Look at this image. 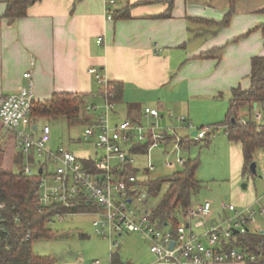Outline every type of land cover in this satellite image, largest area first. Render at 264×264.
Wrapping results in <instances>:
<instances>
[{"label": "crops", "instance_id": "0c3cea01", "mask_svg": "<svg viewBox=\"0 0 264 264\" xmlns=\"http://www.w3.org/2000/svg\"><path fill=\"white\" fill-rule=\"evenodd\" d=\"M6 8L7 0H0V93L28 85L24 73L30 71L35 100L71 92L91 101L100 85L88 69L97 66L111 83L121 84L115 122L147 125L144 109L155 107L162 125L184 138L183 151L187 140L195 141V127L215 125V140L223 127L233 203L257 208L264 199L253 182L240 186L242 146L229 139L224 124L232 89L250 87L252 58L264 56V0H116L109 6L113 19L105 0H39L15 19L5 16ZM119 10L129 17H117ZM180 115L188 121H179ZM142 147L137 154L147 153Z\"/></svg>", "mask_w": 264, "mask_h": 264}, {"label": "built area", "instance_id": "2783aa9c", "mask_svg": "<svg viewBox=\"0 0 264 264\" xmlns=\"http://www.w3.org/2000/svg\"><path fill=\"white\" fill-rule=\"evenodd\" d=\"M115 3L116 0H105L108 19H113L109 6ZM102 42L100 37L98 43ZM88 72L95 77L100 90L83 107L86 121L78 139L94 146V154L85 158H79L66 145L53 149L51 126L33 121L31 108L35 91L30 71L24 73L28 85L10 94L0 93L1 123L6 131L13 133L16 149L28 161L21 172L28 176L39 175L35 189L36 206L39 211L49 213L48 224L63 221L70 215H94L95 232L108 238L110 247L115 249L110 264H248L255 261L254 253L232 243L235 234L259 230L257 215L264 217V208H255L253 204L240 207L224 200L221 207L230 216L218 220L214 217L212 200L206 199L192 204L186 210L185 221H181L176 229L169 223L163 227L157 224L152 217L149 194L143 188L144 182L130 171L136 167L132 155L140 152L138 148L144 145L151 157V150L162 145L165 165L175 171L187 161L182 155L184 138L174 127L162 125L160 110L151 106L144 109V116L151 119L147 125L131 119L115 122L116 92L113 85L99 67L92 66ZM98 97L103 100L102 106L95 102ZM251 110L250 119L238 116V121L247 124L251 120L259 129L264 128V106L255 101ZM177 118L181 122L188 121L185 115ZM35 124L37 129H34ZM189 124L193 126L192 122ZM216 128L215 125L195 127L193 139H204ZM154 168L150 160L147 170ZM262 177L264 179V173ZM13 222L6 204L0 203V249L9 247L11 236L23 226L19 216ZM125 233L140 234L148 242L155 260H115ZM31 237L32 233L28 232L26 238ZM84 264L103 263L95 259Z\"/></svg>", "mask_w": 264, "mask_h": 264}, {"label": "trees", "instance_id": "16d2710c", "mask_svg": "<svg viewBox=\"0 0 264 264\" xmlns=\"http://www.w3.org/2000/svg\"><path fill=\"white\" fill-rule=\"evenodd\" d=\"M37 1L39 0H7L5 16L10 19L24 17L28 14L29 7ZM115 14L119 18L129 17L128 11L119 10ZM261 26L264 33V24ZM249 78L251 81L249 88L243 89L238 86L232 89L224 122L229 139L242 146L245 159L244 172L251 171L250 164L255 161L256 152L264 149V128L259 129L251 120L247 124L238 121L239 112L244 106L251 109L255 101L264 106V56L252 58ZM111 84L117 98L120 97L121 84ZM86 97L84 93H54L50 99L33 102L31 117L34 122L66 117L70 127L84 124L86 118L83 107L87 101ZM138 149L142 150L143 147ZM21 159L23 157H19V160ZM197 165V160L189 157L185 165L171 174L143 183L150 200L163 191L165 184H169L160 201L153 206L152 217L159 226L163 227L169 223L176 229L181 222L180 218L185 217L186 210L195 199L194 194L201 186L195 176ZM23 169V164L17 172L0 168V203L6 204L12 223L15 217L19 216L23 224L22 228H18L11 236L9 247L0 249V264H54L52 257L35 254L32 248L34 240L52 238L55 232L47 221L49 213L39 211L36 206L35 189L39 175L28 176L21 172ZM130 171L137 174L136 167L130 168ZM28 232L32 233L30 239L26 238ZM234 236L233 246L245 248L256 255L255 261L248 264H264V232L252 229L246 234ZM114 259L122 260L119 253L115 254Z\"/></svg>", "mask_w": 264, "mask_h": 264}, {"label": "rangeland", "instance_id": "374dc122", "mask_svg": "<svg viewBox=\"0 0 264 264\" xmlns=\"http://www.w3.org/2000/svg\"><path fill=\"white\" fill-rule=\"evenodd\" d=\"M95 102L102 106L103 100L98 97ZM251 109L244 106L239 112V116L250 119ZM48 123L51 128L52 148L56 149L60 145H66L79 158H85L94 154V146L91 143L79 140L83 129L82 124L69 126L66 117H58L51 120H41L40 125ZM219 130V129H218ZM217 131V130H215ZM214 134L208 135L203 140L186 141L187 150L182 152L185 158L197 160L195 176L200 181V188L195 193L192 204L203 202L206 199L212 200L215 211L214 217L218 220L225 219L230 213L222 209V201L235 202L233 195H230L228 188L231 185V168L229 166V155L224 141L229 142L223 127H220V138L215 140ZM192 138V137H191ZM76 142V143H74ZM152 157L147 153L132 155L137 168V177L140 181L156 180L163 178L173 172L165 165L164 147L158 146L151 150ZM22 155L16 149L15 138L9 131L0 126V168L12 171H19L20 167L27 165L28 161L21 159ZM23 158H25L23 156ZM152 160L155 168L147 170L149 161ZM255 161L257 163V173L249 170L244 173L240 186L244 183L253 182L257 188L258 196L264 195V149L256 152ZM36 163V162H35ZM182 166H178L179 169ZM165 184L163 191L156 197L151 198V206H155L167 189ZM147 191V188L143 186ZM264 198V197H263ZM264 207V199L257 204V208ZM221 215V217H220ZM94 215L77 214L67 216L63 221H56L49 224L55 232L52 238H40L34 240L32 248L35 254L49 256L54 259V264H84L99 259L103 264H110L112 253L115 249L110 247V240L99 236L93 226ZM185 221L184 218H180ZM257 221L264 227V218L257 215ZM122 245L119 250L123 261L152 262L155 256L149 251L148 242L138 233H125L121 237ZM206 242V241H205Z\"/></svg>", "mask_w": 264, "mask_h": 264}, {"label": "water", "instance_id": "95a60500", "mask_svg": "<svg viewBox=\"0 0 264 264\" xmlns=\"http://www.w3.org/2000/svg\"><path fill=\"white\" fill-rule=\"evenodd\" d=\"M235 120V119H233ZM37 124L34 125V129H37ZM192 135H196V131L192 132ZM250 169L251 171L256 174L257 173V163L256 161H253L251 164H250ZM40 172H42V169H40ZM243 187L246 188L247 187V183H244L243 184ZM234 232L235 233H238V230L237 229H234ZM172 245L174 244V242L171 243Z\"/></svg>", "mask_w": 264, "mask_h": 264}]
</instances>
